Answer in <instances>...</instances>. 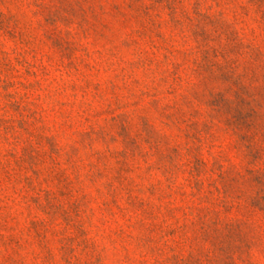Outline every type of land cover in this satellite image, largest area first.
Wrapping results in <instances>:
<instances>
[{
	"label": "rangeland",
	"instance_id": "1",
	"mask_svg": "<svg viewBox=\"0 0 264 264\" xmlns=\"http://www.w3.org/2000/svg\"><path fill=\"white\" fill-rule=\"evenodd\" d=\"M0 264H264V0H0Z\"/></svg>",
	"mask_w": 264,
	"mask_h": 264
}]
</instances>
